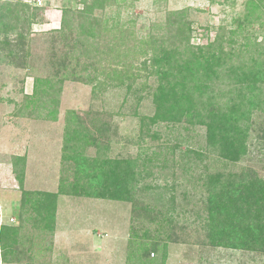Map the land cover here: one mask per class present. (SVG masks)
Here are the masks:
<instances>
[{"label": "rangeland", "instance_id": "rangeland-1", "mask_svg": "<svg viewBox=\"0 0 264 264\" xmlns=\"http://www.w3.org/2000/svg\"><path fill=\"white\" fill-rule=\"evenodd\" d=\"M81 1L0 0L10 7L0 27V229H14L4 236L14 251L0 264H264V197L245 190H264V14L261 26L245 18L249 0H106L79 16ZM64 10L70 23L61 33ZM179 11L192 24V46L217 40L220 30L226 41L235 22L249 24L234 47L222 45L226 68L239 60L262 65L257 98L255 89L248 94L262 105L237 124L244 152L231 160L205 126L157 117L150 58ZM105 26L128 39L117 60L110 37L99 34ZM141 40L154 51L139 48ZM127 49L143 55L134 59ZM215 82L210 89L224 99L230 88ZM77 129L96 141L68 142ZM128 156L136 164L114 193L104 173L115 168L103 163ZM82 160L94 165L87 190L75 194L86 181ZM24 191L56 196L54 212L33 208ZM212 217L253 224L251 237L238 244L211 230Z\"/></svg>", "mask_w": 264, "mask_h": 264}, {"label": "trees", "instance_id": "trees-1", "mask_svg": "<svg viewBox=\"0 0 264 264\" xmlns=\"http://www.w3.org/2000/svg\"><path fill=\"white\" fill-rule=\"evenodd\" d=\"M104 1L106 0H92L90 4H87L86 0H82L80 4H82L83 10L77 11V13L79 16H82L83 14L87 15L93 10L95 5L98 8L99 6L103 7ZM249 2V5H245V11L247 13L245 18H256V21L260 24L262 21L261 14H264V0H249ZM9 8V6L4 7V5H0V27L5 26L3 19L4 17H7L6 14L9 11ZM67 14L68 12L64 10V20L62 22L63 26L61 28V33L69 27L70 20L66 21ZM170 16L176 21H170V17L168 18V24L170 27L169 35L167 41L162 42L164 47L159 50L158 54L154 51V45L149 40H141L138 42L139 48H144L145 46L147 51L153 50L155 54L150 58V61L152 67L156 71L157 78L159 77V85L157 89L159 92L157 95V117L172 122L186 119L190 125L196 123L205 126L207 128V133L209 134V140L218 144L223 159L225 161L231 160L234 152L240 154L244 152V148L238 147L241 133L239 125L237 124H240L245 118V114H250L251 109L255 110L258 106L262 105L255 101V99L252 100L253 98H248V94H250L253 89H255L253 93L255 95L254 98H257V93L255 94V92H259V86L263 83L262 75L259 70L262 65L260 63H250V65H247L246 63L248 62H242L239 60L236 65L233 66L230 64L228 65V68H226L224 62L226 54L223 52L222 45L223 47L224 44L227 45L229 49L234 47V44L237 43L236 37L238 38L239 34L244 31L249 24H244L239 21L235 22L234 28L229 31L226 41L220 30L217 40L203 45L192 46L189 44V39L194 32L191 27L192 24L187 23L182 19V17H185V13L179 11L178 13H171ZM71 19H73V16ZM118 30V28H114L113 33L107 26H105L104 28H101V32L99 31L102 40L105 39V37H110L112 47L109 49V55L116 60L121 54V52L119 53V48L122 46L121 44H125V40H128L125 36H122L123 38L116 36L115 33ZM126 52L127 54H131V57L134 59H138L140 55H143V51L141 53L128 52L127 49ZM110 65H117V62L112 61L108 66ZM144 68L145 64L142 65V69ZM106 70L108 69H102L100 74L106 79L112 77L116 78L115 72H106ZM216 80H222L223 82L226 81V86L230 88L226 91L225 96L223 95L224 99L214 95V91L210 89L212 83L216 84ZM234 100H238L239 105L238 103H233ZM229 114H232L233 116L236 115L231 127L230 124H224V122L226 123V120L229 119ZM79 131L80 130L77 129L67 133L68 142L74 141V137H78L79 135H82L85 142L96 141L91 134L82 133L81 131L80 133ZM69 147L71 148V146ZM69 152L76 153L71 150ZM71 158L74 159L76 164L80 161L76 156ZM82 164H84L83 178H85L86 181L78 190L74 189L73 192L75 194H79V192L83 193L87 190L89 185L87 182V178L89 177L87 170H91L94 165L93 162L87 161L86 163L85 160H82ZM103 164L107 168H115L107 169V171L111 173L104 174L109 176V181L115 188L114 193H118L117 191L119 188L116 185L120 187V181H118L120 180V176L128 173V171L131 172L136 164V158L134 159L133 157L128 156L125 159L108 160ZM13 166L16 167L15 164H13ZM15 167L13 168V173H15L18 184L20 185V188H22L23 177L18 174ZM112 170H115V172ZM100 174H102V172ZM104 174H102V176ZM226 187L229 186L227 185ZM245 190L248 192L247 194L249 196L254 197L255 193H257L261 199L264 197V190L257 187L251 188L249 186ZM23 196L25 199L27 197L28 202L33 208L44 212V214H51L54 212V199L56 196L34 191H24ZM242 198L243 197H240L239 200L241 201ZM231 202H233V200L229 199L223 204L230 206ZM211 208L213 207L211 206ZM219 219L214 220L213 217L211 218V230H216L219 234L220 231H222L221 233L226 236L229 234V239L233 238L238 244L247 241L249 234L245 233L250 232L251 237L253 224L246 223L241 226L239 221ZM13 230L14 229L7 227L5 229H0V262L4 263L7 260L8 255L14 251L6 244V237H4L7 233ZM243 239L244 242L242 241ZM152 246L154 248L156 243H153Z\"/></svg>", "mask_w": 264, "mask_h": 264}]
</instances>
